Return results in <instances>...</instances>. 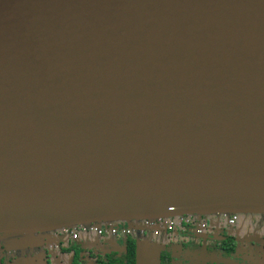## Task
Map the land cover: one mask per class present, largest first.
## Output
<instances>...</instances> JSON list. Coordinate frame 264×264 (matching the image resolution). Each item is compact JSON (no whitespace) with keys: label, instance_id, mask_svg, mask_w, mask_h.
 <instances>
[{"label":"water","instance_id":"95a60500","mask_svg":"<svg viewBox=\"0 0 264 264\" xmlns=\"http://www.w3.org/2000/svg\"><path fill=\"white\" fill-rule=\"evenodd\" d=\"M226 213L264 215V0H0V241Z\"/></svg>","mask_w":264,"mask_h":264},{"label":"flooded vegetation","instance_id":"af4514ba","mask_svg":"<svg viewBox=\"0 0 264 264\" xmlns=\"http://www.w3.org/2000/svg\"><path fill=\"white\" fill-rule=\"evenodd\" d=\"M216 215L229 226L238 222H231V218L237 216L235 213ZM206 217L202 214L169 216L161 224L152 223L142 229L122 222L92 224L87 230L83 226L70 227L59 231L49 250L58 255L59 264H117V259L121 264H264L262 256L248 263L241 255L252 259L247 253L256 254L260 249V254L264 255V237H252L249 244L253 247L247 243L245 252L238 253L235 237ZM87 236L96 240L89 243ZM259 244L261 246L257 247ZM150 246L155 250L156 259L151 263L143 262L142 252ZM8 260V253L3 252L2 263Z\"/></svg>","mask_w":264,"mask_h":264},{"label":"rangeland","instance_id":"374dc122","mask_svg":"<svg viewBox=\"0 0 264 264\" xmlns=\"http://www.w3.org/2000/svg\"><path fill=\"white\" fill-rule=\"evenodd\" d=\"M237 216L238 222L235 226L226 225L225 222L219 220L216 214H207L206 219L209 220L210 223H214L216 226L224 228L227 234L234 236L237 240L238 253H244L248 245L251 246L249 244V240L252 239V237H264V215L237 214ZM117 222L126 223L131 227H135L137 224V222H134L132 220L115 221V223ZM102 223L106 224L107 222ZM58 236L59 230L53 233L33 232L31 234H22L19 236L2 239V241H0V264H59L58 255L56 253L52 254L49 250L50 245L54 242L55 239L58 238ZM86 238L89 243L93 240H96V238L92 236H87ZM117 239H120V237H117ZM31 243H34V245L36 246L32 248V251H26L28 250V248H24L22 249V251L21 249H18V246L20 245H24L25 247L27 246V244ZM190 244L193 245V242H190ZM260 246L261 245L259 244L257 247ZM3 252H7L9 260L14 259V261L10 263L8 260V262L2 263ZM260 252H262L261 249L257 250L256 254L255 252L247 253L248 255L253 256L252 259L243 254L241 255L248 263L260 256H262V261L264 262V255H261ZM34 254L35 258H33Z\"/></svg>","mask_w":264,"mask_h":264},{"label":"crops","instance_id":"0c3cea01","mask_svg":"<svg viewBox=\"0 0 264 264\" xmlns=\"http://www.w3.org/2000/svg\"><path fill=\"white\" fill-rule=\"evenodd\" d=\"M147 243V242H145ZM151 247V246H150ZM22 251V250H21ZM26 251H32L31 249H28ZM159 255V253H158ZM156 259V253H155V250L151 248H148L147 250L143 251L142 252V255H141V260L143 262H148V263H151L152 261H154Z\"/></svg>","mask_w":264,"mask_h":264},{"label":"built area","instance_id":"2783aa9c","mask_svg":"<svg viewBox=\"0 0 264 264\" xmlns=\"http://www.w3.org/2000/svg\"><path fill=\"white\" fill-rule=\"evenodd\" d=\"M163 219L164 218H160V219H156V220H147L143 223L142 227H139V229H142V228H145L147 227L149 224H161L163 222ZM238 220V217L237 216H233L231 218V222H236ZM112 223H115V222H112ZM92 225V224H91ZM91 225H88V226H83L85 230H87V228ZM79 226H82V225H79ZM67 228H70V227H67ZM67 228H64V229H67Z\"/></svg>","mask_w":264,"mask_h":264},{"label":"trees","instance_id":"16d2710c","mask_svg":"<svg viewBox=\"0 0 264 264\" xmlns=\"http://www.w3.org/2000/svg\"><path fill=\"white\" fill-rule=\"evenodd\" d=\"M115 260H116V258H115ZM118 260V263L117 264H121V262H120V260L119 259H117ZM101 264H108L107 262H104V263H101ZM127 264V263H126ZM129 264V263H128Z\"/></svg>","mask_w":264,"mask_h":264}]
</instances>
